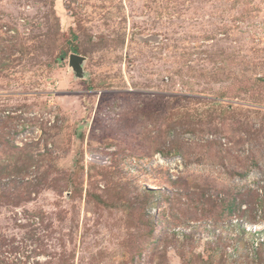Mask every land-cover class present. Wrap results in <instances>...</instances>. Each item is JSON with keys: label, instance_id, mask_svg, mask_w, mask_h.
Here are the masks:
<instances>
[{"label": "rangeland", "instance_id": "374dc122", "mask_svg": "<svg viewBox=\"0 0 264 264\" xmlns=\"http://www.w3.org/2000/svg\"><path fill=\"white\" fill-rule=\"evenodd\" d=\"M248 190L264 0H0V264H259Z\"/></svg>", "mask_w": 264, "mask_h": 264}, {"label": "trees", "instance_id": "16d2710c", "mask_svg": "<svg viewBox=\"0 0 264 264\" xmlns=\"http://www.w3.org/2000/svg\"><path fill=\"white\" fill-rule=\"evenodd\" d=\"M242 175V174H238ZM247 197L246 199L244 198ZM245 206V208H243ZM223 212H233L237 214V218L240 222L233 224L238 233H248L249 231L245 227L247 222L264 221V199H262L258 191L248 190L245 194L238 195L232 199H224L222 201ZM259 252L255 253V257L258 258L259 264H264V241L259 244ZM213 258V255L210 256Z\"/></svg>", "mask_w": 264, "mask_h": 264}, {"label": "water", "instance_id": "95a60500", "mask_svg": "<svg viewBox=\"0 0 264 264\" xmlns=\"http://www.w3.org/2000/svg\"><path fill=\"white\" fill-rule=\"evenodd\" d=\"M85 61V58L76 54H72L70 56V65L71 67L74 68L75 72L79 75L78 77L81 76L79 72L81 71V64ZM79 66V69L77 68Z\"/></svg>", "mask_w": 264, "mask_h": 264}]
</instances>
